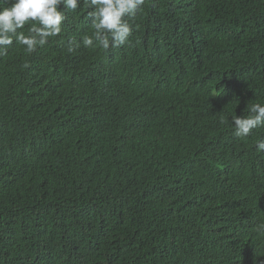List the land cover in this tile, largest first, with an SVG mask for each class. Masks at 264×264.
Returning <instances> with one entry per match:
<instances>
[{
	"label": "trees",
	"instance_id": "obj_1",
	"mask_svg": "<svg viewBox=\"0 0 264 264\" xmlns=\"http://www.w3.org/2000/svg\"><path fill=\"white\" fill-rule=\"evenodd\" d=\"M89 10L0 57V264H258L264 126L239 138L219 117L264 104V0H145L123 46L69 52ZM97 158L101 190L75 195Z\"/></svg>",
	"mask_w": 264,
	"mask_h": 264
},
{
	"label": "clouds",
	"instance_id": "obj_2",
	"mask_svg": "<svg viewBox=\"0 0 264 264\" xmlns=\"http://www.w3.org/2000/svg\"><path fill=\"white\" fill-rule=\"evenodd\" d=\"M82 3H87L90 9L87 15L91 18L92 32L90 35H83L78 42L70 41L69 52L75 51L81 44L85 48L99 46L104 50L123 46L132 33L129 19L137 14L145 0H0V57L7 55L14 41L28 54L38 47L45 46L50 38L57 37L62 32L66 12H76ZM61 5L63 8H60ZM130 66L131 64L127 63L120 73L118 84L122 88L134 87L140 81L137 77L129 80ZM219 122L230 123L236 137L246 138L251 130L264 126V104H251L248 115H231V122L228 116L221 115ZM127 137L128 135L125 138ZM255 149L257 152H264V139L256 142ZM48 169L55 168L47 167V171ZM102 169L100 160L92 159L88 172L74 190L75 195L90 185L92 191L98 193L101 190ZM48 175L54 181L60 180L50 171ZM113 207L114 195L99 216L98 226L104 230L102 237L110 227ZM161 208L162 203L158 196L154 195L143 205L142 214L152 223L154 218L160 215ZM256 225L258 230L264 233V218L256 221ZM253 244L255 250H264V235ZM258 264H264V259Z\"/></svg>",
	"mask_w": 264,
	"mask_h": 264
}]
</instances>
